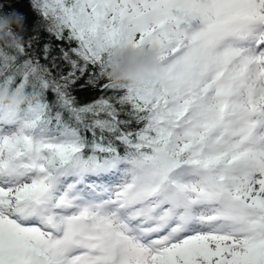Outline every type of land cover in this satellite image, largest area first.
<instances>
[{"label":"snow or ice","instance_id":"obj_1","mask_svg":"<svg viewBox=\"0 0 264 264\" xmlns=\"http://www.w3.org/2000/svg\"><path fill=\"white\" fill-rule=\"evenodd\" d=\"M32 7L57 44L0 48L36 97L0 106V264H264V0ZM128 45L160 48L161 84L106 78Z\"/></svg>","mask_w":264,"mask_h":264},{"label":"clouds","instance_id":"obj_2","mask_svg":"<svg viewBox=\"0 0 264 264\" xmlns=\"http://www.w3.org/2000/svg\"><path fill=\"white\" fill-rule=\"evenodd\" d=\"M24 29L23 14L0 9V44L3 47L22 46ZM170 70L160 48L154 45L114 48L109 51L104 63V75L114 86L135 89L158 86ZM35 99L24 90L0 85V106L12 115L21 112L30 100Z\"/></svg>","mask_w":264,"mask_h":264},{"label":"trees","instance_id":"obj_3","mask_svg":"<svg viewBox=\"0 0 264 264\" xmlns=\"http://www.w3.org/2000/svg\"><path fill=\"white\" fill-rule=\"evenodd\" d=\"M33 0H0V9L4 12L15 11L23 14L24 17V31L22 33L23 43L27 45V42L30 37H33L37 33L40 35V43L43 44L45 41H51L55 46L57 42L48 36V34L44 31L45 22L42 17L39 15L37 11H35L32 7ZM67 47V45H64ZM0 48H4L2 44H0ZM67 67H64V71H67ZM84 80L81 79L77 84V90L74 94L77 96L78 101L80 103H87L91 100L95 99L100 93L97 90L92 88H86L85 90H78L79 85L83 84ZM51 98V96L49 97Z\"/></svg>","mask_w":264,"mask_h":264}]
</instances>
